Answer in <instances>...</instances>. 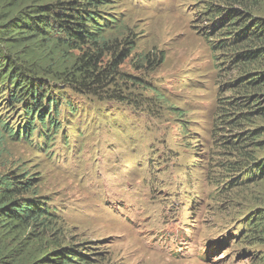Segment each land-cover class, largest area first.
Instances as JSON below:
<instances>
[{
    "label": "rangeland",
    "instance_id": "1",
    "mask_svg": "<svg viewBox=\"0 0 264 264\" xmlns=\"http://www.w3.org/2000/svg\"><path fill=\"white\" fill-rule=\"evenodd\" d=\"M102 1L119 20L105 37L121 46L120 77L97 94L66 90L76 111L61 105L58 129L0 86V175L31 178L24 196L46 203L65 243L93 248L97 264H264V60L238 65L233 43L216 58L202 30L212 2L255 25L264 0ZM232 103L248 115L242 143L256 165L229 179L219 164L237 153L217 134Z\"/></svg>",
    "mask_w": 264,
    "mask_h": 264
},
{
    "label": "trees",
    "instance_id": "2",
    "mask_svg": "<svg viewBox=\"0 0 264 264\" xmlns=\"http://www.w3.org/2000/svg\"><path fill=\"white\" fill-rule=\"evenodd\" d=\"M232 1L242 7L241 4L254 0ZM103 4L106 2L102 0H4L0 3V86L6 89L14 104L24 103L29 117H40L43 127L52 124V128H60L58 117L63 104L76 111L64 94L66 90L97 94L120 77L114 60L120 56L121 46L119 41L105 37L110 24H117L119 20L113 14L105 17L98 9ZM206 15L202 30L206 39H211L216 58H220L217 50L233 43L238 65L264 60V21L253 25L254 16L250 12L248 20L242 21L238 9L223 8L214 2L205 7ZM238 24L243 28L241 31L234 27ZM244 40L248 44L255 42L257 48L238 47ZM129 43L132 41L126 39L125 44ZM108 53L113 55L111 64L103 63ZM162 54L161 61H164ZM246 66L249 65L239 66L238 70L245 71ZM247 82L255 84L256 79ZM110 91L113 94V89ZM239 107L238 103H232L221 114V121L227 125L220 136L217 134L224 147L234 149L229 152L237 153L233 162L219 164L224 174L231 175L229 179L238 173L247 175L254 162L251 152H246L252 141L242 143L248 128L244 117L248 115H243L244 110ZM8 134L17 133L11 128ZM21 136L25 137V133ZM32 185L31 178L10 173L0 175V264H97V258L86 252L93 248L83 250L82 244L65 243L46 203L39 197L24 196Z\"/></svg>",
    "mask_w": 264,
    "mask_h": 264
}]
</instances>
